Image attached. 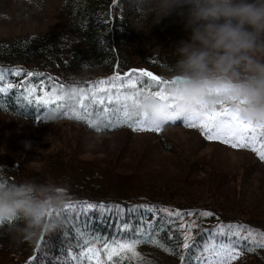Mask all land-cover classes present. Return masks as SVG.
Wrapping results in <instances>:
<instances>
[{"label":"trees","instance_id":"trees-1","mask_svg":"<svg viewBox=\"0 0 264 264\" xmlns=\"http://www.w3.org/2000/svg\"><path fill=\"white\" fill-rule=\"evenodd\" d=\"M62 1L61 12L65 22L62 23L59 31L0 39V71H3V78L0 79V89H3L0 90V113L11 122L17 123L18 126L12 127V129L22 138L28 133L21 132V129H37L58 122L62 123L66 119L74 120L76 126L90 134L128 132L133 135H153V132H150L152 130L134 129L128 124L121 123L112 112L114 105H107L109 111L105 112L102 107L94 105L91 100H86L85 107L88 109V115L84 116L80 112L78 117V101L44 105L37 103L32 97L29 102L26 94L27 88L28 85L34 86L36 95L43 94L41 87L44 90H52L56 84L64 85L66 91L69 90L70 85L86 88L89 83L96 85L101 79L110 77L117 72H127L131 68H146L161 79L172 80L175 77L171 70L175 59L172 48L178 40L187 37V30L178 28V30L171 31L169 30L170 26L163 21L155 23L156 16H152L151 21L147 22L146 28L159 42H162V50L155 53L154 49L145 48V43L139 46L130 44L128 33L125 31L129 20L121 16L124 13L120 12V7L115 3V0ZM138 60L145 65L133 66L132 64ZM17 68L23 69L20 75H15L12 71ZM29 71L35 75L28 77ZM72 74H75L77 78L72 79ZM42 81L43 85H41ZM7 84H12L13 87H5ZM142 84L150 90L157 89L156 84L149 81L147 77L143 78ZM140 99L143 100V96ZM129 116L131 119H136V111L130 110ZM101 120L103 123H100ZM105 124H115L116 126H104ZM95 125H99V130ZM169 128H164L161 133L162 140L166 139ZM197 136L200 140L212 144L201 130ZM221 147L229 149L224 145ZM237 152L250 154L258 165L264 166V160L260 159L253 148L241 147ZM73 160L70 159L69 162H75ZM50 162L53 161L49 160ZM80 170L76 174L65 168L56 171V167L52 165L50 171L38 173L42 175H38L36 180H32L35 176L21 175L8 169L4 163H0V178L19 183L26 179L35 182L51 177L53 182L49 187L63 196V203L59 208L53 210L51 216L57 220L54 230L41 232L35 237L25 239L18 231L19 221H0V255L2 256L0 263L4 264L7 258L2 253L8 252L9 255H13L11 257H16L17 254L22 256L21 260L16 258L17 264H77L69 255V251L73 256H80L81 248L87 246L85 241L91 239L92 236L100 239L101 243L96 246L101 251L103 243L111 240L113 235L119 239L122 234L117 233L115 219L96 212L85 214L81 210L83 201L118 203L125 208L130 204L145 203L169 208L172 206L173 198L164 189L150 186L149 189L157 191L160 195L148 196L145 195L144 190L137 193L134 187L126 185L125 182H122L118 188L112 185L108 186L107 182H111L109 179L111 175H116L114 171H110L111 175L106 176L99 172ZM54 175H56L55 179ZM127 190L133 191L125 193ZM68 203L74 204L76 207H70L64 215L57 216L56 213ZM144 219L145 221L153 220V216L145 214ZM161 219L167 221L168 217L161 213L160 219L155 220L154 227H162V231L157 228L155 236L172 251H167L156 244L140 243L145 251L143 260L141 256L133 258L128 253L123 258L114 257L113 261H108L107 264L182 263L180 255L185 253V249L182 247L183 237L178 228L180 221L177 220L175 226H169L166 223L161 225ZM58 220L63 221V226L58 223ZM229 222L235 223V219L233 218ZM133 223L136 222L133 221ZM201 224L205 227L203 233H198L197 227L191 230L196 233L194 237H196L197 243L212 235L213 233L208 230L215 227L206 221ZM247 226L259 230V233H264V226L255 223ZM82 233L84 234L83 238ZM89 233L91 236L88 235ZM169 233H171L170 236ZM177 245L180 246L176 247ZM241 248L244 250V256L241 263L238 264H264V246L252 245L248 242ZM30 257L33 259L30 260ZM80 264H89V262L85 259ZM92 264L94 263L92 262Z\"/></svg>","mask_w":264,"mask_h":264},{"label":"rangeland","instance_id":"rangeland-1","mask_svg":"<svg viewBox=\"0 0 264 264\" xmlns=\"http://www.w3.org/2000/svg\"><path fill=\"white\" fill-rule=\"evenodd\" d=\"M62 3V0H0V39L59 31L65 22ZM115 3L129 20L125 31L130 44L139 46L145 43V48L160 52L162 42L146 28L152 16L157 17L158 10L146 7L145 0H116ZM160 20L170 26L171 31L185 29L175 13ZM132 65L145 64L138 60ZM170 125L166 139L162 140L160 131L153 132V135L85 133L74 120L66 119L37 129H21V132L28 133L22 138L12 129L18 126L17 123L0 113V161H7L0 163L21 175L35 176L32 180L42 175L38 173L50 171L52 165L56 171L65 168L73 174L82 169L108 176L114 171L116 175H111L108 186L118 188L125 182L137 193L144 190L148 196L160 195L148 187L161 188L179 204H198L203 210L212 211L211 222L215 224L223 222L227 225L226 222L234 218L235 223L264 226V166L258 165L250 154L237 152L238 148L231 144L226 143L227 149L217 143H202L197 136L199 131L184 120L181 124ZM70 159L75 162H69ZM49 160L53 162L49 163ZM53 177L55 179L56 175ZM51 180L50 177L35 183L49 186ZM200 218L197 214L194 219L201 234L205 227ZM212 236L211 240L198 243L199 250L192 251L194 264L197 255H205L202 251L205 243H220L218 236ZM224 240L227 242V237ZM245 242L248 241H241L239 245ZM136 251L142 255L137 247ZM2 254L7 257L4 264H17V259H22L18 254L16 257H11L13 255L8 252ZM100 257L105 259L104 251ZM240 259L241 252L229 264H238ZM107 262L105 259V264Z\"/></svg>","mask_w":264,"mask_h":264},{"label":"clouds","instance_id":"clouds-1","mask_svg":"<svg viewBox=\"0 0 264 264\" xmlns=\"http://www.w3.org/2000/svg\"><path fill=\"white\" fill-rule=\"evenodd\" d=\"M145 6L158 10L155 23L175 13L187 37L172 48L177 79L168 87L167 100L144 99L141 111L156 120L169 106L192 113L218 99L209 95L210 89L226 88L229 96L243 101V119L264 122V0H145ZM62 203V194L47 185L0 178V221H19L25 239L54 230L57 220L48 212Z\"/></svg>","mask_w":264,"mask_h":264},{"label":"snow or ice","instance_id":"snow-or-ice-1","mask_svg":"<svg viewBox=\"0 0 264 264\" xmlns=\"http://www.w3.org/2000/svg\"><path fill=\"white\" fill-rule=\"evenodd\" d=\"M15 75H20L23 69L17 68L12 70ZM129 72L132 73L129 76ZM125 72L123 76L119 72L114 73L110 77L99 80L96 85L89 83L87 89L84 87L77 88L75 85H70L71 96H69V90H65V86L56 84L51 91H44L41 87L43 95H36L34 86L28 85L27 96L29 102L32 97L35 98L37 103L49 105L57 103L62 100L78 101L79 111L77 115L79 117L80 112L84 116L88 115V109L85 107V101L91 100L94 105H98L104 109L105 112L109 111L107 105H114L112 112L116 115L117 119L121 123L128 124L134 129L139 130H155L160 131L161 124L169 121H176L183 119L188 126L199 127L201 132L206 135L208 139L222 140L225 143L231 144L234 147H251L256 151L260 159L264 160V122H253L245 120L241 117L242 100H236L234 97L228 95L227 89H210L209 95L216 96L213 103H202L192 113H179L173 111L169 106L168 109H161L160 114L162 119L156 120L150 117L148 114L140 110V105L144 99L154 97L159 100H167L168 87L174 83L177 78L172 80H162L161 77L155 76L152 72L144 69L129 70ZM35 74L31 71L27 73L28 77H32ZM147 77L149 81L154 82L159 90L155 92L149 91L147 88L143 89V100L138 96V90L136 88L137 82ZM3 78V71H0V79ZM43 85V81L41 82ZM5 87L12 88V84H7ZM3 90V89H0ZM90 93V95H89ZM130 110L136 111V119H131L129 116ZM91 123V121H89ZM103 123V120L100 121ZM99 130V125H95ZM104 126L115 127V124H105ZM259 137V139H258ZM259 144V147L257 145ZM83 208L81 209L85 214L96 212L105 216H111L116 221L117 233H121L119 239L113 235L112 239L103 243V251L105 253V259L109 262L113 261L114 257L123 258L128 253L133 258H139L140 254L136 251V246L140 243H152L161 248H165L167 251L172 249L167 248L165 244L161 243L156 238L155 233L157 228L154 227L156 219H160V214L167 216V221L161 219V225L165 223L169 226H175L176 221L180 223L178 228L181 230L183 237L182 247L185 249V253L180 255L182 264H191L192 251L199 250L200 245L196 241V237L192 234V229L197 226L195 219L184 221V217H194L197 215L200 217H209L214 215L213 212L208 210L197 209H171L169 207L157 206L155 204H141V205H128L126 208L118 203H106L103 201L92 203L83 201ZM75 207L74 204L68 203L56 213L57 216L64 215L67 209ZM145 214H151L153 220L145 221ZM48 215H53V210L50 209ZM133 221L136 223L134 224ZM58 223L63 226V221L58 220ZM146 225V227H145ZM214 235L220 238V243H205L203 245V253L205 255H197L195 257L196 264H229L230 260L235 259L240 255L239 244L241 241H248L252 245L259 244L264 246V240H257L256 233L259 230L252 228L251 226L244 225L242 223H228L225 225L223 222L216 225L214 228L209 229ZM83 233L81 234L83 238ZM91 236V234H88ZM169 236L171 233L168 234ZM260 236H264V233H259ZM227 237V242L224 238ZM95 241V242H93ZM86 247H82L80 256L87 258L89 264H105V259H101L100 251L96 245L101 243L98 237L92 236L91 239L85 241ZM177 245L176 247H179ZM251 250V249H249ZM69 255L72 259H78L73 256L71 251ZM30 260L33 258H29Z\"/></svg>","mask_w":264,"mask_h":264}]
</instances>
